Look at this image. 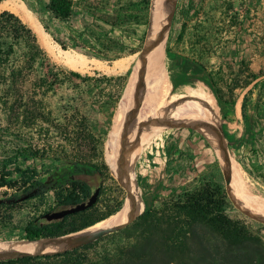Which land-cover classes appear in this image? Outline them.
Instances as JSON below:
<instances>
[{
    "label": "rangeland",
    "instance_id": "374dc122",
    "mask_svg": "<svg viewBox=\"0 0 264 264\" xmlns=\"http://www.w3.org/2000/svg\"><path fill=\"white\" fill-rule=\"evenodd\" d=\"M47 1L16 0L39 20L52 41L61 43L66 51L112 67L115 61L138 54L145 46L151 0L149 7L143 5V0H72L75 6L65 21L51 16L45 8ZM114 9L121 16L128 13L124 19L125 24L111 27L98 20L100 15L111 13ZM5 11L0 9V13ZM12 14L29 27L20 15ZM231 17L236 19L232 27H227ZM167 32L163 46V66L170 83L176 92L201 87L214 98L219 116L221 145L243 170L250 190L264 197V128L263 133L257 135L259 140L256 144L248 138L252 130L254 96L249 98L246 122L242 116L236 120L232 112L235 105L229 109L218 105L207 74L210 73L218 88L224 91L223 81L231 79L240 61L248 65L251 73L264 71V0H176ZM180 33L181 36H178ZM204 39H207V43L202 45ZM40 48L44 55L36 64L32 78L17 87L22 88L25 97L29 98L36 77L47 75L50 81H54L53 92L42 97L44 118L38 116L34 123L32 116L20 123V120H16L17 112L8 116L1 102L12 101L8 97H12L14 92H6L7 86L0 78V158L27 146L45 152L48 159L55 158L59 162L54 163L48 159L47 162H36L43 189H49L56 171L67 167L71 161L95 165L103 162L108 165L104 157V142L120 101L115 103L123 85L121 77L127 75V81L129 69L103 72L90 65L84 72H78L54 61L44 48ZM133 51L135 53L131 54ZM182 56L190 60L185 61ZM191 61H199L200 64ZM71 71L87 75L92 80L82 83L68 75ZM104 77L112 79L111 82L102 80ZM59 79H66L65 84L60 85ZM250 89L252 85L244 91L236 92V102L241 99L242 104L244 95ZM81 118L97 140L94 142L96 151L92 150L93 146L87 141H82L80 146L72 141L74 129ZM215 144L206 140L197 129L180 123L171 129L163 124L140 128L137 133L138 151L133 155V168L141 198L138 207H142L140 213L147 201L157 207L161 198L171 193L178 196L206 182L219 185L226 192L227 186ZM159 159L165 161L164 172L159 171ZM109 170L108 176L104 174L101 177L103 194L100 200L109 199L110 205L115 201L120 202L122 210L126 205V190ZM149 171L152 172L150 178ZM81 178L94 187L100 184L90 176L81 175ZM33 192L37 194V191ZM12 193L11 190L0 188V200ZM19 194L22 197L27 195L22 192ZM227 201V214L231 218L245 220L252 231L259 232L264 238V222L243 212L228 196ZM103 205V202L98 205L99 214L105 211ZM52 206L53 193L47 192L41 203L38 198L30 201L23 215L43 213ZM3 240L25 241L18 232L6 234Z\"/></svg>",
    "mask_w": 264,
    "mask_h": 264
},
{
    "label": "trees",
    "instance_id": "16d2710c",
    "mask_svg": "<svg viewBox=\"0 0 264 264\" xmlns=\"http://www.w3.org/2000/svg\"><path fill=\"white\" fill-rule=\"evenodd\" d=\"M143 5L149 7L150 0H143ZM74 6L72 0H48L45 8L54 19L65 21L71 16ZM127 16L128 13L121 16L114 9L111 13L100 15L98 20L117 27L125 24ZM235 19L231 17L227 21V27H232ZM56 42L65 49L61 43ZM206 43L207 39H204L202 45ZM133 53L135 52L131 54ZM43 55L37 37L29 27L12 13H0V78L7 86L5 91L14 92L12 97H8L12 101H3L1 106L8 116L17 112L16 120H20V123L32 116L34 123L38 116L43 119L42 97L54 90L55 83L47 75L33 80L29 98L25 97L22 88L17 87L32 78L35 66ZM182 59L190 60L185 56ZM191 62L200 64L199 61ZM200 67L206 70L203 65ZM229 69L231 72V68ZM207 74L213 96L222 108L233 107L236 92L244 91L252 85V89L243 97L241 116L246 122L249 98L254 96L251 109L252 130L250 129L248 138L256 144L259 140L257 135L263 133L264 128V71L251 73L248 65L240 61L238 70L231 79L223 81L224 91L218 88L213 76ZM68 75L82 83L92 80L87 75L72 71ZM121 78L123 85L117 93L115 103L121 97L127 75ZM65 80L61 79L60 85L65 84ZM102 80L111 82L112 79L104 77ZM73 135L72 141L77 146L82 141H87L93 146L92 150L96 151L94 142L97 140L83 118L77 123ZM48 158L45 152L32 150L28 146L0 158V188L13 192L0 200L1 241L6 238V234L12 232H18L26 242L67 237L94 227L120 210V202L115 201L110 205L109 199L100 200L103 194L101 177L107 174L108 165L103 162L95 165L71 161L67 167L56 171L52 187L43 189L36 162H45ZM49 160L59 162L55 158L47 161ZM81 175L93 177L100 184L94 187L81 178ZM96 188H99V194L92 207L60 220L48 221L42 217L46 213L86 202ZM33 191H37L35 196L20 201V192L28 194ZM47 192L53 193L52 207L43 213L23 215L30 201L38 198L41 203ZM226 192L219 185L206 182L178 196L171 193L161 198L157 207L147 201L139 217L120 231L78 249L47 257L0 260V264H264V238L259 232L252 231L245 220L234 219L227 214V196L229 200L233 199L228 186ZM100 202H103L105 211L99 214L97 208ZM17 217L20 218L16 220Z\"/></svg>",
    "mask_w": 264,
    "mask_h": 264
},
{
    "label": "bare ground",
    "instance_id": "6f19581e",
    "mask_svg": "<svg viewBox=\"0 0 264 264\" xmlns=\"http://www.w3.org/2000/svg\"><path fill=\"white\" fill-rule=\"evenodd\" d=\"M175 1H151L149 27L143 50L115 61L112 67L60 48L24 4L16 0H3L0 9L20 15L36 35L39 45L52 59L72 70L84 72L90 65L103 72L129 69L128 79L104 142V157L111 173L123 186L129 185L132 189L138 215L142 207L138 209L141 198L133 168V155L138 151V130L155 124H163L171 129L180 123L197 129L206 140L217 143L215 146L218 147L219 164L233 201L243 212L264 222V197L250 190L243 170L221 145L219 116L214 98L201 87L176 92L164 69L163 46ZM121 215L122 211L119 210L94 227L63 238L39 242L2 240L0 254L33 249H58L68 242L84 238L92 231L115 226Z\"/></svg>",
    "mask_w": 264,
    "mask_h": 264
},
{
    "label": "water",
    "instance_id": "95a60500",
    "mask_svg": "<svg viewBox=\"0 0 264 264\" xmlns=\"http://www.w3.org/2000/svg\"><path fill=\"white\" fill-rule=\"evenodd\" d=\"M123 187L126 190V194H127L126 205L124 209L121 210L122 215L120 221L115 226L110 228H100L95 231H92L89 234H87L84 238L74 240L72 242H68L58 249L45 248L39 250L33 249L28 251H11L7 253H2L0 254V260H15L24 257H47V256L62 254L78 249L88 243L98 240L101 237L120 231L128 224L132 223L140 215L137 214V208L134 201L132 189L130 188L129 185H125ZM98 194H99V188H96L94 193L90 196V198L86 202H83L81 204H78L70 208L62 209L51 213H46L42 217L48 221L60 220L68 215L84 211L95 204ZM35 195L36 192L29 193L21 197L20 201L26 200Z\"/></svg>",
    "mask_w": 264,
    "mask_h": 264
},
{
    "label": "crops",
    "instance_id": "0c3cea01",
    "mask_svg": "<svg viewBox=\"0 0 264 264\" xmlns=\"http://www.w3.org/2000/svg\"><path fill=\"white\" fill-rule=\"evenodd\" d=\"M240 106H241V99H239V100L236 102V104H235V106H234V108H233V110H232V112H233V117H234L236 120H238V119L241 118ZM159 161H160V163H161V169H160L159 171H160V172H164V171H165V168H166L165 161H162V160H160V159H159ZM164 164H165V165H164ZM163 165H164V167H163ZM151 174H152V172L149 171V172H148V177H149V178L152 176Z\"/></svg>",
    "mask_w": 264,
    "mask_h": 264
}]
</instances>
